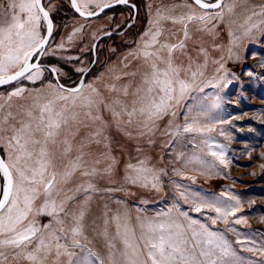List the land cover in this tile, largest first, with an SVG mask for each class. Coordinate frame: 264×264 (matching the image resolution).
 Wrapping results in <instances>:
<instances>
[{"label": "snow or ice", "instance_id": "obj_1", "mask_svg": "<svg viewBox=\"0 0 264 264\" xmlns=\"http://www.w3.org/2000/svg\"><path fill=\"white\" fill-rule=\"evenodd\" d=\"M58 3L60 0H9L0 22V87L17 83L0 95V148L4 149V156L0 157L3 181L0 184V264L10 258L26 264H256L241 253L264 257V245L242 236L232 226L247 223L245 218L236 215L241 210V202L234 195L227 196L231 203L209 199L173 182L176 199L157 212L137 209L135 226L126 207L111 215L104 213L102 224L96 225L93 221L92 225V231L104 242L103 254L90 246L86 215L89 202L101 191L93 182L94 178L111 175L117 164L106 134L110 124L102 110L110 115L117 128L131 126L144 136L154 131L156 122L163 116L170 113L175 117L176 109L187 99L197 100L196 115H191L194 109L188 107L184 124L173 125L170 121L173 130L166 134L173 137L199 135L203 148L195 139L188 143L227 167L224 146L208 133L214 131L217 124L230 121L216 118L201 124V117L206 118L211 110L220 108V96L217 94L205 110L199 101L206 97L198 94L208 87H227L235 77L230 78L222 57L213 63L218 65L216 72L223 74L204 79L202 68L207 64V52L203 48L199 54L205 57V63L195 67L191 58L187 67L177 64L174 53L186 49L189 25L213 33L224 24L229 36L228 59L239 60V53L234 49L251 39L255 32L264 31V4L248 7L247 0H184L179 5L184 11L178 16L164 15L158 10L157 20L141 38L142 45L129 53L141 61L136 71L123 74L133 80L122 85H107L106 90L112 95L106 99L98 88L82 79L74 87L64 86L60 83V77L66 75L63 69L41 62V58L56 51L49 47V40L53 36V13L59 10ZM67 3L79 17L88 21L116 4H127L128 0H67ZM240 17H243L242 23L238 22ZM160 20L180 25L182 39L177 43H170L167 37L162 40ZM82 29L83 24L75 28L68 40ZM57 47L63 50V42ZM76 71L85 70L77 68ZM45 72L54 76L56 82H49L45 89L34 90V94L33 90L18 84L21 80L35 84L44 78ZM246 74L255 75L252 70ZM15 101L26 102L20 103L18 111L13 113ZM83 129L90 131L81 136ZM219 134L227 136L223 129ZM126 135L131 138L130 132ZM93 144L106 151L97 156L90 151ZM260 158L264 159V154ZM176 159L183 161L184 168L199 165L202 171L209 173L214 168V164L195 153L188 155L181 151ZM105 162L106 167L101 169L99 165ZM261 168L264 169V165ZM125 170L126 182L157 192L163 190L162 177L167 172L150 167L147 159L135 164L129 162ZM173 172L191 179L180 169ZM77 173L80 182L70 190L73 194L68 195L61 186ZM62 193L63 198H59ZM41 197L43 200L37 206L36 201ZM181 201L190 205V209L184 210ZM205 209L215 213V216L205 215L210 224L190 215V211L202 213ZM41 216L48 217V221L41 223ZM218 222L225 225L224 231L214 227ZM228 233L236 235L234 242L228 239Z\"/></svg>", "mask_w": 264, "mask_h": 264}, {"label": "rangeland", "instance_id": "obj_2", "mask_svg": "<svg viewBox=\"0 0 264 264\" xmlns=\"http://www.w3.org/2000/svg\"><path fill=\"white\" fill-rule=\"evenodd\" d=\"M8 2L9 0H0V22L4 19L3 10ZM136 2L139 8L133 26L120 35H113L101 40L97 46L96 64L84 81L92 83L106 99L112 95L106 90L107 85H122L133 80L130 75L124 76L123 74L136 71L141 61L129 53L135 52L138 45H142L141 38L157 20V11L159 10L164 15L177 16L184 11L179 7L184 3V0H136ZM260 4H264V0H247L248 7ZM57 8L59 10L53 13V36L49 41V47L56 51L52 55L41 58V62L45 64L51 62L52 65L62 68L66 75L60 77L61 83L66 87H74L79 83L83 73L77 72L76 69L86 70L93 60L92 47L96 39L107 31L123 30V27L130 23L131 11L128 8L117 9L95 19L84 21L83 18L73 13L67 0H60ZM237 11L239 12L240 9L238 8ZM238 22L242 23L243 17H240ZM82 24V31L76 33L69 41L68 36ZM158 26L164 34L161 37L162 40L167 37L170 43H177L183 37L180 25H173L168 20H160ZM211 26V24L208 25L209 28ZM189 32L190 39L186 41V49L183 52L176 51L174 53L177 64L187 67L190 63L189 58H191V62H194L193 67L196 64L203 65L205 57L199 54L200 49L203 48L207 52V64L202 68L204 79H212L214 76L218 77L223 74L216 72L218 65L213 63V61L221 60L222 57L224 59L221 62L224 63L230 78L235 77L227 87L221 89L208 87L204 89L203 93L198 94L201 98L206 97L199 101L205 110L211 105L212 99L217 94L220 96V108L211 110L206 118H200V122L201 124L210 123L216 118L230 121L224 125L217 124L215 130L208 133L216 143L224 146L228 165L225 167L219 164L213 157L205 155L199 148H193L188 143L190 139H195L196 143L200 144V148H203L199 135L184 134L181 137H173L166 134L173 130L169 126L170 121L173 125L184 124L188 107H193L191 115H196V111L199 110L197 100L187 99L176 109L175 117L170 113L163 116L156 122L154 131L144 136H140L131 126L121 125L120 128H117L111 122L110 115L102 110L104 119L110 124L106 129V134L110 138L111 155L116 158L117 164L111 175L101 174L94 178L93 182L101 191L95 194L89 202L86 215V224L89 226L87 233L92 242L90 246L102 254L105 251L104 242L92 231L93 221L96 225H101L104 213L111 215L117 209L123 211L126 207L131 215V224L135 226L137 209L147 210L149 213L157 212L166 208L176 199L173 182L184 185L191 191L209 199L218 198L231 203V201H227V196H236L241 202V210L236 215L245 218L247 223L232 226L242 236L264 245V169L261 168V165H264V159L260 158L261 154H264V75H262L264 67L260 66L264 64V31L255 32L251 39L244 40L238 48L234 49L239 53V60L228 59L229 36L224 24H220L213 33L199 31L198 26L189 25ZM174 33L176 35H173ZM61 42L64 44L63 50L57 47ZM67 57L75 59L68 60ZM249 70L254 72L253 77L246 74ZM117 76L122 78L117 80ZM49 82L55 83L54 76L45 72L44 78L35 84L27 80H21L18 84L33 90L34 94V90L45 89ZM16 86L17 83L0 90V95L6 94ZM25 102L15 101L11 111L16 113L19 104ZM221 129L227 133V136L219 134ZM85 131H90V129H83L81 136ZM126 132L131 133V138L126 135ZM90 151L98 156L106 149L93 144ZM181 151L188 155L195 153L206 162L214 164V168L210 173L202 171L199 165L184 168L183 161L176 159L177 153ZM206 151L205 149L204 152ZM0 153L4 156L3 148H0ZM57 157L59 168V152H57ZM140 159H147L150 167L167 172V175L162 177V191L157 192L125 181L126 164L129 162L135 164ZM99 167L101 169L106 167V162L101 163ZM173 169H180L185 176L191 179L175 175ZM2 182V177H0V184ZM79 182L80 177L77 173L61 187L68 195H72L73 192L70 190L74 189ZM109 188L120 190L111 193L103 191ZM63 195L62 193L59 198H63ZM42 200L43 197L36 201L37 206ZM115 201L122 203L117 204ZM142 201L146 203H141ZM180 203L184 210L190 209V205L184 204L183 201ZM190 215L210 224L211 221L206 220L205 215L215 216V213L205 209L202 213L190 211ZM39 221L46 223L48 217L41 216ZM214 227L220 231L225 229V225L219 222ZM227 235L229 240L233 242L236 240V235L232 233ZM236 247L239 248L238 245ZM241 255L251 258L256 264H264V257L254 256L248 252H243ZM5 264H26V262L23 260L14 261L10 258Z\"/></svg>", "mask_w": 264, "mask_h": 264}, {"label": "water", "instance_id": "obj_3", "mask_svg": "<svg viewBox=\"0 0 264 264\" xmlns=\"http://www.w3.org/2000/svg\"><path fill=\"white\" fill-rule=\"evenodd\" d=\"M119 6H128V7H130V8L132 9V11H133L132 22L128 23V24L126 25V27H125L123 30H121V31H107V32L101 34V35L96 39V41L94 42L93 47H92L93 60H92L91 64L89 65V67H88V68L82 73V76H81V79L84 80V81H85V78H86L87 74L91 71V69H92V68L95 66V64H96V60H97V53H96V52H97V46H98V44L101 42V40L104 39V38H106V37H110V36H113V35H120V34L124 33L128 28L131 27V25L133 24V22H134L135 19H136V16H137V7H136V5L132 2V0H128V3H127V4H116V5H114V6L111 7V8L105 9V11H104L103 13H101L99 16L93 17V18H91L90 20L95 19V18H97V17H100V16L103 15L106 11H108V10H110V9H113V8H116V7H119ZM72 11H73V10H72ZM73 13H74L75 15L78 16V14H76L74 11H73ZM78 17H79V16H78ZM80 18H81V17H80ZM49 41H50V40H49ZM43 64H45V63H43ZM45 65H48V64H45ZM49 66H51V65H49ZM81 79H80V80H81ZM54 80H55V77H54ZM55 82H56V81H55ZM60 83H61V81H60ZM14 84H15V83H14ZM61 84H62V83H61ZM12 85H13V84L5 85V86H3V87H0V90L3 89V88H6V87L12 86ZM0 157H2L1 153H0Z\"/></svg>", "mask_w": 264, "mask_h": 264}, {"label": "trees", "instance_id": "obj_4", "mask_svg": "<svg viewBox=\"0 0 264 264\" xmlns=\"http://www.w3.org/2000/svg\"><path fill=\"white\" fill-rule=\"evenodd\" d=\"M132 2L136 5V7H137V9L139 8V5L137 4V2H136V0H132ZM124 8H128V9H130V11H131V19H130V22H132V16H133V11H132V9L130 8V7H128V6H119V7H116V8H113V9H110V10H108V11H106L105 13H108V12H111V11H115V10H117V9H124ZM104 13V14H105ZM133 25H131V27H132ZM125 27H126V25H125ZM125 27H123V28H125ZM121 31V30H120ZM47 64H49V65H52V63L51 62H46ZM55 81V80H54ZM5 89V88H4Z\"/></svg>", "mask_w": 264, "mask_h": 264}, {"label": "bare ground", "instance_id": "obj_5", "mask_svg": "<svg viewBox=\"0 0 264 264\" xmlns=\"http://www.w3.org/2000/svg\"><path fill=\"white\" fill-rule=\"evenodd\" d=\"M16 84V83H15ZM14 85V84H13ZM10 87V86H9ZM6 88H8V87H6ZM4 89V88H3ZM3 89H1V90H3Z\"/></svg>", "mask_w": 264, "mask_h": 264}]
</instances>
